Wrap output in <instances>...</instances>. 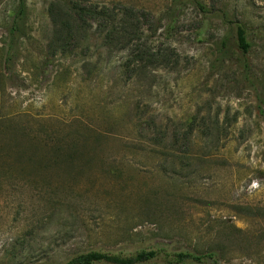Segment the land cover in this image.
Here are the masks:
<instances>
[{
	"label": "rangeland",
	"instance_id": "obj_1",
	"mask_svg": "<svg viewBox=\"0 0 264 264\" xmlns=\"http://www.w3.org/2000/svg\"><path fill=\"white\" fill-rule=\"evenodd\" d=\"M52 2L0 0V264H264V0H90L136 11L111 42L87 18L60 36Z\"/></svg>",
	"mask_w": 264,
	"mask_h": 264
},
{
	"label": "trees",
	"instance_id": "obj_2",
	"mask_svg": "<svg viewBox=\"0 0 264 264\" xmlns=\"http://www.w3.org/2000/svg\"><path fill=\"white\" fill-rule=\"evenodd\" d=\"M21 2V8H23V0ZM49 14L60 36L76 30L72 26L73 22L79 21L76 18H87L92 24H97V30L109 42L116 37L124 38L140 32L135 10L125 9L121 13L107 6L94 5L90 0H53ZM235 33L238 48L244 54L248 53L251 44L248 41L247 30L244 26L238 25ZM145 59V55L142 54L139 60L143 62ZM210 262L217 264L218 253L216 251L200 253L161 246L142 249L132 254L92 250L76 254L61 264H208Z\"/></svg>",
	"mask_w": 264,
	"mask_h": 264
}]
</instances>
